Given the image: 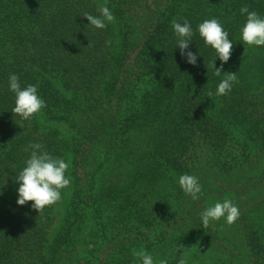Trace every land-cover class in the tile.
I'll use <instances>...</instances> for the list:
<instances>
[{"label": "trees", "instance_id": "obj_1", "mask_svg": "<svg viewBox=\"0 0 264 264\" xmlns=\"http://www.w3.org/2000/svg\"><path fill=\"white\" fill-rule=\"evenodd\" d=\"M104 29L82 16L102 5ZM264 0H0V264H264V46L240 41ZM218 18L233 40L221 76L196 31ZM187 19L199 53L181 56L171 27ZM35 84L45 107L12 112L8 77ZM227 73L236 82L216 88ZM209 93H212L209 96ZM39 143L69 164L61 199L17 204L16 174ZM199 178L193 198L179 175ZM230 199L239 209L201 225Z\"/></svg>", "mask_w": 264, "mask_h": 264}, {"label": "clouds", "instance_id": "obj_2", "mask_svg": "<svg viewBox=\"0 0 264 264\" xmlns=\"http://www.w3.org/2000/svg\"><path fill=\"white\" fill-rule=\"evenodd\" d=\"M98 15L83 13L82 16L89 21L88 25L96 29H104L107 24L114 21L115 16L107 4L97 8ZM240 15L246 16L245 22L240 28V41L249 46H264V16L252 11L248 6L240 8ZM171 27L177 38V47L181 56L186 57L189 64L196 65L199 53H193L189 44L194 35L191 23L184 19L183 23L173 20ZM196 31L203 39L206 47L214 50L215 57L211 66L215 74L221 76V68L227 63L232 54L233 40L229 38V32L218 18L206 19L197 25ZM221 61V68H217L216 61ZM236 82V73H227L220 80L216 88V95H225L231 91L232 85ZM8 89L14 93V107L12 112L18 114L22 119H29L35 113L45 107V101L38 93V86L28 84L22 86L19 76L12 73L8 77ZM212 93H209L211 96ZM31 149L29 157L25 160V166L16 174L15 182L17 187V204L25 205L32 201L31 207L39 213L46 207L57 203L61 197V190L70 184V178L66 175L69 168L68 162L43 149L39 143L30 144L25 151ZM177 183L182 191L197 197L202 191L199 178L195 175L184 173L178 176ZM239 216L238 207L230 199L216 202L206 207L200 213L201 225L206 227L211 221L223 218L226 223H233ZM140 264H156L153 255L147 251H140L138 254ZM159 264H167V260L161 259ZM178 264H186L181 258Z\"/></svg>", "mask_w": 264, "mask_h": 264}]
</instances>
